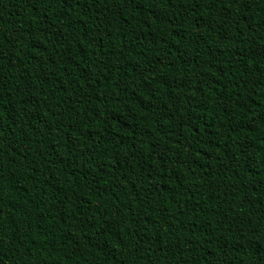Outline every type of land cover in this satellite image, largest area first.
Masks as SVG:
<instances>
[{"label":"trees","instance_id":"trees-1","mask_svg":"<svg viewBox=\"0 0 264 264\" xmlns=\"http://www.w3.org/2000/svg\"><path fill=\"white\" fill-rule=\"evenodd\" d=\"M0 264H264V0H0Z\"/></svg>","mask_w":264,"mask_h":264}]
</instances>
